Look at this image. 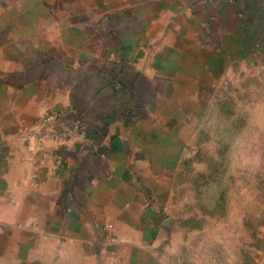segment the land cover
I'll return each instance as SVG.
<instances>
[{
	"label": "crops",
	"instance_id": "0c3cea01",
	"mask_svg": "<svg viewBox=\"0 0 264 264\" xmlns=\"http://www.w3.org/2000/svg\"><path fill=\"white\" fill-rule=\"evenodd\" d=\"M250 63L264 0H0V264H177L167 176L207 95ZM46 112L85 138L32 155L20 133Z\"/></svg>",
	"mask_w": 264,
	"mask_h": 264
},
{
	"label": "rangeland",
	"instance_id": "374dc122",
	"mask_svg": "<svg viewBox=\"0 0 264 264\" xmlns=\"http://www.w3.org/2000/svg\"><path fill=\"white\" fill-rule=\"evenodd\" d=\"M180 143L160 211L174 262L264 264V63L232 67Z\"/></svg>",
	"mask_w": 264,
	"mask_h": 264
},
{
	"label": "built area",
	"instance_id": "2783aa9c",
	"mask_svg": "<svg viewBox=\"0 0 264 264\" xmlns=\"http://www.w3.org/2000/svg\"><path fill=\"white\" fill-rule=\"evenodd\" d=\"M85 136L82 120L79 116L65 120L57 112H46L32 127L23 129L20 133L21 141L32 155L37 154L36 152L47 139L79 141ZM41 164H43V158L37 156L35 165ZM33 177H36V173H33Z\"/></svg>",
	"mask_w": 264,
	"mask_h": 264
}]
</instances>
